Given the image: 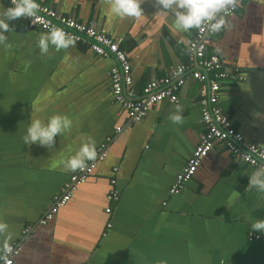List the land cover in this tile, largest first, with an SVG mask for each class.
<instances>
[{
    "label": "crops",
    "instance_id": "obj_1",
    "mask_svg": "<svg viewBox=\"0 0 264 264\" xmlns=\"http://www.w3.org/2000/svg\"><path fill=\"white\" fill-rule=\"evenodd\" d=\"M121 41L132 67L134 93L187 62L195 28L180 32L171 13L158 14L156 0H142L139 17L110 13L112 0H40ZM10 7L0 0V11ZM216 33L209 52L225 69L239 68L245 80L224 83L217 107L246 144L264 151V0H246ZM0 44V255L18 248L12 264H264V244L249 242L250 224L264 219V193L248 188L252 169L218 144L183 190L170 194L204 130L201 85L188 80L177 103L156 104L132 123L113 102V61L86 45L41 54L42 32L26 18L8 21ZM177 105L180 106L179 112ZM179 114L182 122L173 123ZM53 115L72 120L70 131L50 148L25 145L32 119ZM108 155L87 182L45 225L54 197L75 171L62 160L86 137L95 149L114 129ZM118 197H106L112 168ZM110 213H105L106 209Z\"/></svg>",
    "mask_w": 264,
    "mask_h": 264
},
{
    "label": "built area",
    "instance_id": "obj_2",
    "mask_svg": "<svg viewBox=\"0 0 264 264\" xmlns=\"http://www.w3.org/2000/svg\"><path fill=\"white\" fill-rule=\"evenodd\" d=\"M244 1L246 0H236L235 8L227 17L233 15ZM5 2L13 6L12 0H5ZM36 2L40 5L37 13L40 18H26L31 28L47 33L53 26L58 27L71 35L75 39V44L86 45L95 56L109 58L114 62L110 69V92L114 104L124 111L130 122H141L160 102L177 103L178 95L189 79L201 85L200 121L204 130L185 166L176 175L169 190L170 194L176 195L183 190L202 161L218 144H221L227 153L244 165L264 171L261 169L264 166V151L253 144H246L241 133L234 128L231 119L217 107L222 85L242 82L245 77L239 68H233L231 72H227L222 57L214 52L208 53V48L214 46L216 33L195 29L194 37L187 48V62L176 65L161 78L150 79L139 93H134L131 63L119 39L112 38L102 29H96L65 16L58 10L44 5L40 0ZM122 130V127H116L114 135L106 137L95 149V159L86 161L85 167L76 169L70 175L60 193L54 197L51 208L41 219L40 224L45 225L67 205L78 187L87 182L98 162L106 159L114 136L119 135ZM117 172L116 167L112 168L113 176L109 180L111 190L106 197L109 202L119 195L115 188ZM105 213H110V209H106ZM247 240L264 244V237L254 233L250 234ZM17 253L18 248L7 247L0 255V264H12V258Z\"/></svg>",
    "mask_w": 264,
    "mask_h": 264
},
{
    "label": "clouds",
    "instance_id": "obj_3",
    "mask_svg": "<svg viewBox=\"0 0 264 264\" xmlns=\"http://www.w3.org/2000/svg\"><path fill=\"white\" fill-rule=\"evenodd\" d=\"M142 0H112L110 13L118 17H139L142 15L140 3ZM160 6L158 14L167 16L169 13L174 17L173 25L177 31L188 32L190 29L207 30L209 33H218L227 23L226 17L235 8L236 0H156ZM13 6L0 11V44H5L4 32L9 31L8 21L17 18L39 19L37 13L40 5L36 0H12ZM75 39L66 34L62 29L53 26L47 33H42L37 41V47L41 54L47 53L49 46L56 50L66 49L74 45ZM179 112L180 106L177 105ZM173 123L182 122L179 114L171 115ZM72 120L64 115H53L46 121L39 118L32 119L22 136L25 145H37L50 148L54 144V138L70 131ZM96 157L95 144L91 137H86L75 151L74 155L62 160L65 169L75 171L85 167L86 161ZM264 169V166L261 167ZM248 188L264 193V171H254L248 178ZM7 225L0 223V232ZM252 232L264 234V219L255 220L250 224ZM164 264V261H160Z\"/></svg>",
    "mask_w": 264,
    "mask_h": 264
},
{
    "label": "trees",
    "instance_id": "obj_4",
    "mask_svg": "<svg viewBox=\"0 0 264 264\" xmlns=\"http://www.w3.org/2000/svg\"><path fill=\"white\" fill-rule=\"evenodd\" d=\"M208 53H210V52L208 51Z\"/></svg>",
    "mask_w": 264,
    "mask_h": 264
}]
</instances>
